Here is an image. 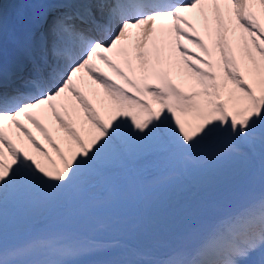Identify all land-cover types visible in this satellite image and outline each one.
Wrapping results in <instances>:
<instances>
[{"label":"snow or ice","instance_id":"6c2138e0","mask_svg":"<svg viewBox=\"0 0 264 264\" xmlns=\"http://www.w3.org/2000/svg\"><path fill=\"white\" fill-rule=\"evenodd\" d=\"M27 7L9 24L0 5V264H264V0ZM209 147L258 156V186L242 177L164 249L7 230L9 208L55 204L129 162L195 167Z\"/></svg>","mask_w":264,"mask_h":264},{"label":"rangeland","instance_id":"374dc122","mask_svg":"<svg viewBox=\"0 0 264 264\" xmlns=\"http://www.w3.org/2000/svg\"><path fill=\"white\" fill-rule=\"evenodd\" d=\"M213 151L212 147H209L200 164L188 168L181 165L169 167L159 161L148 164L132 162L135 167L132 182L139 186L138 196L143 197L142 201L135 200L137 196L132 198L131 192L125 195L123 184L113 182L112 174L110 180L114 186L111 189L114 191L110 199H107L109 203H98V207H104L99 210V218H107L117 230H123V243L134 245L135 249L150 248L149 242L155 244L160 235L155 228L161 227L167 231L173 229L177 231L178 238L209 210H218L227 195L237 193L241 188L242 177L254 180L258 186L260 177L258 156L248 160L220 159L213 155ZM128 166L126 164L117 172H123ZM154 172L156 174L152 175ZM105 187L107 186L99 183L97 189L99 191ZM89 190L93 192V185H90ZM127 197L133 203L130 204ZM137 201L147 205L135 208ZM106 205L109 209L105 207ZM135 215L143 222L144 226L141 227L147 232L145 241L140 245H135L136 234L134 231L131 232L129 226ZM25 230L22 228L15 231L18 239L29 237V234L27 236L23 234ZM92 233L97 235L95 230ZM141 238L143 240L144 237ZM155 245L158 249L166 248L163 244ZM93 260L98 259L94 257Z\"/></svg>","mask_w":264,"mask_h":264},{"label":"bare ground","instance_id":"6f19581e","mask_svg":"<svg viewBox=\"0 0 264 264\" xmlns=\"http://www.w3.org/2000/svg\"><path fill=\"white\" fill-rule=\"evenodd\" d=\"M16 4H17V0H9V2L7 4V13H6L5 18H7L14 11L13 6ZM26 7H27V0H22V5L20 6V9L21 8L25 9ZM194 23H197V29L199 31H202L200 23L196 22L195 20H194ZM189 47H191V45ZM37 135H38V138H40L39 134H37ZM41 141L43 142L42 138H41ZM33 206L34 205L17 207L16 209L15 208H12V209L9 208L7 215H6V227H7V229L11 228L12 226L14 228V226H16V225L24 224L25 227L27 228V230L30 231L29 218L32 215V213L29 210H31L33 208ZM86 225H89V227H91L92 222L88 221L86 223ZM115 234H116V232L114 230H111L110 232L107 233V237L113 236Z\"/></svg>","mask_w":264,"mask_h":264}]
</instances>
